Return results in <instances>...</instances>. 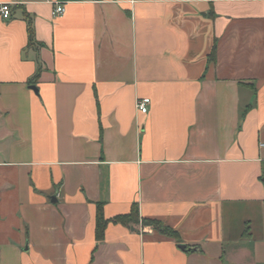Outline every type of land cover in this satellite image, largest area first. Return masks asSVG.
<instances>
[{
	"label": "crops",
	"instance_id": "crops-1",
	"mask_svg": "<svg viewBox=\"0 0 264 264\" xmlns=\"http://www.w3.org/2000/svg\"><path fill=\"white\" fill-rule=\"evenodd\" d=\"M2 4L0 264H264V0Z\"/></svg>",
	"mask_w": 264,
	"mask_h": 264
},
{
	"label": "trees",
	"instance_id": "trees-1",
	"mask_svg": "<svg viewBox=\"0 0 264 264\" xmlns=\"http://www.w3.org/2000/svg\"><path fill=\"white\" fill-rule=\"evenodd\" d=\"M27 31H28V46L34 48L40 47L41 45H39L35 41L32 21L29 18L27 19ZM213 54L214 52L212 53L211 57L213 56ZM40 71L41 69L38 68L33 79L36 80L39 77ZM109 222L113 224H120L125 227H131V226H140L142 228L150 227L155 232L169 237H173L175 235V232L172 229L163 225L161 222L140 217L138 206L136 204H133L131 206V209L128 214L116 216L111 220H105L103 216V203H98L96 206V230H95V238L97 243L103 240L105 227Z\"/></svg>",
	"mask_w": 264,
	"mask_h": 264
},
{
	"label": "built area",
	"instance_id": "built-area-1",
	"mask_svg": "<svg viewBox=\"0 0 264 264\" xmlns=\"http://www.w3.org/2000/svg\"><path fill=\"white\" fill-rule=\"evenodd\" d=\"M65 13V8L63 5H56L53 10V17H61ZM10 9L7 4L0 5V16L4 19H8L10 17ZM150 103L149 99H140L136 101L135 108L138 113L145 115L148 112V105Z\"/></svg>",
	"mask_w": 264,
	"mask_h": 264
},
{
	"label": "water",
	"instance_id": "water-1",
	"mask_svg": "<svg viewBox=\"0 0 264 264\" xmlns=\"http://www.w3.org/2000/svg\"><path fill=\"white\" fill-rule=\"evenodd\" d=\"M32 89H33L35 92H37L36 89H35L34 87H32ZM179 249L184 250V249H185V246H183V245H179Z\"/></svg>",
	"mask_w": 264,
	"mask_h": 264
}]
</instances>
